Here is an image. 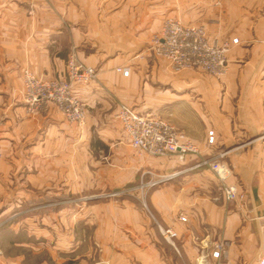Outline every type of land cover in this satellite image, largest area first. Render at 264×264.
Returning <instances> with one entry per match:
<instances>
[{
    "label": "crops",
    "instance_id": "1",
    "mask_svg": "<svg viewBox=\"0 0 264 264\" xmlns=\"http://www.w3.org/2000/svg\"><path fill=\"white\" fill-rule=\"evenodd\" d=\"M167 18L204 26L210 40L237 39L227 55V73L221 78L174 73L161 62L149 70L148 46ZM71 52L97 73L94 82L72 84L85 106L83 126L68 123L54 107L29 113L22 101L24 71L60 78ZM121 104L142 115L158 112L198 150L183 162L142 156L144 172L160 177L147 199L154 223L133 203L84 205L85 190L99 186L103 177L98 160L86 165L87 155L117 141L128 143L116 118ZM209 131L213 144L207 142ZM92 140L97 144L90 146ZM108 150L125 156V165L133 160L131 151ZM0 154V218L50 225L0 229V264H259L264 259V0H0ZM202 160L218 163L223 179L209 166L197 167ZM90 166L98 178L93 181ZM113 166L104 171L109 184L117 185ZM132 177L126 170L125 182ZM223 185L244 193L243 207L226 201ZM70 201H77L76 211L53 209ZM157 226L177 233L176 249ZM75 232L92 242L38 243L39 234ZM215 242L227 245L218 260L210 257ZM41 250L48 258L38 259Z\"/></svg>",
    "mask_w": 264,
    "mask_h": 264
},
{
    "label": "built area",
    "instance_id": "2",
    "mask_svg": "<svg viewBox=\"0 0 264 264\" xmlns=\"http://www.w3.org/2000/svg\"><path fill=\"white\" fill-rule=\"evenodd\" d=\"M151 43L150 51L163 60L172 72L196 71L221 78L228 71L227 55L238 40H210L204 26H188L177 19L167 18L160 33L153 37ZM116 71L123 76L128 75L127 70L117 68ZM96 78V70L81 63L76 53L71 52L66 61L65 75L60 78L43 79L30 71H24L22 101L29 113L54 107L68 123L83 126L86 120L85 106L75 96L72 84L87 85ZM116 118L130 147L140 156L152 158L173 156L183 162L188 155L198 153L197 147L183 133L162 118L139 114L125 104L119 105ZM207 142L213 144V131L208 132ZM222 157L224 154L219 156ZM201 166H209L219 179H223L218 163L202 160L197 164V167ZM155 184L156 182H150L149 186ZM222 193L227 202H234L238 207H243L244 193L236 187L223 185ZM181 221L184 222L185 219ZM157 228L163 240L176 249L177 233L172 229L160 226ZM226 246L224 242L213 243L210 257L218 260L225 256ZM259 264H264V259H261Z\"/></svg>",
    "mask_w": 264,
    "mask_h": 264
},
{
    "label": "rangeland",
    "instance_id": "3",
    "mask_svg": "<svg viewBox=\"0 0 264 264\" xmlns=\"http://www.w3.org/2000/svg\"><path fill=\"white\" fill-rule=\"evenodd\" d=\"M166 14L169 15L170 13L167 12ZM157 35H158V32H157V34L155 33V36H157ZM155 36H153V37H155ZM153 37L151 38V41L153 40ZM231 40H224V41H231ZM151 41H150V44H149L148 49H147V53L150 55L149 56V63H148V64H150L149 70L153 64H155L156 66H159L160 62L164 63L165 66L168 67V65L163 60L154 56V54L150 51V47L152 44ZM237 44L234 45L233 47L237 46ZM151 115L155 116V117L162 118L158 112H155ZM94 144H97V140H92L90 146H93ZM108 147H117V148L119 147V148H123V149L127 150V152L128 151L133 152L132 162H129V165H125V162H122V159H125L126 157L125 156H113V155H111L110 152H108L109 151ZM108 147H106L107 151H105V149H104L105 147H102L100 150V153L95 155V156L87 155L86 165H93L95 160H98L96 162L100 163V165L103 169L102 182H100V183L103 185L101 186V184H99V186H97L95 188L92 187V188H87L85 190L86 191V197L85 198L87 201L86 203H84L85 207L88 208L90 206H93V204L96 202H100V204H102V205H112L113 207H115V206L125 207L126 202H128L130 204L133 203L146 217H148L150 219V221H152V223H154L152 211L149 209L147 199H148V195L151 192V190H153L157 186L158 180L160 179V177H158V175H151V174H148L147 172H144L146 170L143 167V165L145 164V162L143 161L144 158L142 156H140L135 150H133L128 145V143L125 139L123 141H117L116 143L114 142L112 145H109ZM94 158H95V160H94ZM113 164L117 165V171H118L117 185L109 184L110 183L109 172L107 173L104 171V169H107V170L113 169V167H114ZM99 166H97V167H99ZM125 166L127 168H125ZM126 170L132 171V174H133V177L128 182H125V180H124ZM90 172H92L91 173L92 176H90V179L92 181L95 179H98L97 177L93 176V172H94L93 166H90ZM87 179H88V177H87ZM112 181H113V177H112ZM150 182H156V184L151 187V186H149ZM97 184H98V182H97ZM70 200H74V199H72V197H70ZM76 202L77 201H72V202L70 201L69 204L55 205V207H53V209L54 210H62V209L66 208V209L74 212V211H76V208H77ZM97 205H99V203ZM1 206L2 205H0V209L2 210L3 207H1ZM29 206H31V205H28V204L25 205L24 209H26V208L29 209ZM54 222L55 223L58 222V224H60V221H54ZM11 226H18V227H22V228H31V227L34 228L36 226L37 229H39V230H45L46 227H48V228L50 227V225H46L45 220H38L36 222H33L31 220H28V219H26V220H14L13 218L10 219L7 216L4 218H0V229L6 228V227H11ZM74 227L76 228L77 224H75ZM158 233H159V231H158ZM159 236L161 237L160 233H159ZM1 238H3V237L1 236ZM1 238H0V241L3 242ZM92 240L93 239L90 236L86 235L83 237V236L78 235L76 232L72 236H62L60 234L54 235L53 237L49 236V235L45 236L43 234H41V235L39 234V236H38L39 245L45 243L46 241H49L48 244H51V243L52 244H58L60 242H65V243H68V244L73 246L76 244L78 245V242L83 243V241H84V244H88V243L92 242ZM0 246H1V243H0ZM41 251L42 252H39L38 259L46 258L47 254L45 253V250H41ZM0 253H2L1 248H0ZM58 255H59V253H58Z\"/></svg>",
    "mask_w": 264,
    "mask_h": 264
}]
</instances>
